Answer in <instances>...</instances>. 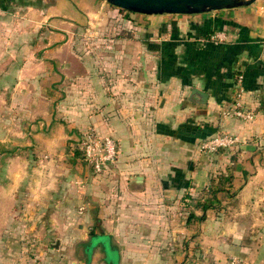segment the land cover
Here are the masks:
<instances>
[{
    "label": "crops",
    "instance_id": "1",
    "mask_svg": "<svg viewBox=\"0 0 264 264\" xmlns=\"http://www.w3.org/2000/svg\"><path fill=\"white\" fill-rule=\"evenodd\" d=\"M91 4L0 0V140L21 135L44 156L34 170L21 168L20 159L0 160V175H6L0 181V264H35L22 237L28 221L40 233L44 211L62 220L50 224L63 237L61 247L65 240L91 241L94 230L93 252L101 250L105 264H114L107 251L116 252L115 264H174L173 255L177 264H264V0L170 22V32L163 28L167 39L144 42L153 55L150 66L118 69L111 85L96 83L92 69L78 66L76 5L107 10L102 0ZM215 29L227 40L205 43L204 34ZM237 70L245 77L241 109L251 119L230 113ZM126 75L148 77V83L128 84L121 79ZM194 87L209 94L205 106L190 101ZM87 130L113 138L118 160L101 173L106 178L89 179L82 202L64 180V165ZM223 134L240 143L214 154L199 150ZM27 171L41 173L42 181H23ZM229 175L233 182L225 186L220 179ZM136 176L143 181H133ZM222 186L215 198L208 193ZM34 187L40 191L22 194L26 208L17 213V192ZM53 192L54 204L44 210ZM205 203L210 206L203 210ZM190 214L196 219L189 221Z\"/></svg>",
    "mask_w": 264,
    "mask_h": 264
},
{
    "label": "rangeland",
    "instance_id": "2",
    "mask_svg": "<svg viewBox=\"0 0 264 264\" xmlns=\"http://www.w3.org/2000/svg\"><path fill=\"white\" fill-rule=\"evenodd\" d=\"M78 1L80 2L81 0ZM86 1H88V4L92 5L91 0ZM106 8L107 10H104L100 14L97 9V11L95 10L94 12H86L76 5L79 15L76 17L77 19H75L77 23L72 35L76 43L74 49L77 55V60L79 61V68H82L83 70L84 68H88L89 70L92 69L94 71V76L90 77V79L96 80V83L107 85L116 83V73L118 69L130 67H139L142 69L150 66V61L152 62L153 55L150 54V51H148L144 42L148 40L160 42L163 39H167L170 35L169 33H164L163 28L165 25H167V31L170 32L172 29L169 24L170 22L176 20L180 22L182 20L198 18V16L185 15L145 16L125 11L110 4H106ZM135 55H139L141 60L136 61L134 58L136 57ZM82 79L84 81V75L79 76L77 82L81 83ZM121 79H125L128 84L132 83V80H137L141 83L146 81V83H148V77L142 75H135V77L126 75L121 76ZM61 86H63V84ZM53 93L55 97L60 96L58 91ZM53 93L51 94L53 95ZM62 94H66V92H63ZM13 136L14 138L12 139V142L9 140L3 142L4 139H2L1 142L0 140V145L4 146L8 151L1 155L0 160L7 165L10 163V160L20 159L21 168L26 170L30 167L33 168V170L37 168V164L40 163V160L44 159L41 151L29 149L33 148V146H26V143L29 141L21 138L23 136ZM81 137L82 135H79V140L74 141V144L71 146V152L73 155L67 156L65 160L67 163L64 165V170H66L64 171V180L68 181L71 185H74L77 197L84 202L85 197L89 195V179H103L106 178V176L95 173L92 167L84 160V158H82L79 149ZM70 157H74L73 161L75 163L72 164ZM45 159H47V157ZM20 175L22 176L21 179L23 181H33L34 183L42 181V175L39 172L36 174V172L27 171ZM4 179H6V175H0V181ZM112 181L114 182L115 180L112 178ZM72 190L73 187L71 188V191ZM33 191L38 193L40 190L37 187H34L33 189L24 188L23 191L19 190L17 192L16 196L18 202L14 208L17 213H19L20 210L25 211L26 208V205L22 203V194H24V197H34ZM54 192L45 198L44 210H51L55 199ZM61 195H63V193ZM56 222L62 224V220L58 219L53 221L51 215L47 211H44L43 217L39 221V229L41 228L39 231L40 233L31 231L32 229L30 230L33 221H28L27 225L24 227L26 232L23 234L22 243L27 248L28 256L33 263L105 264V254L99 249H96V251L93 252L91 260L88 262L83 243L72 245L68 240L66 241L64 239V244L61 247L60 238L63 237L59 234H54L51 231L53 227H51L50 224H55ZM196 255L200 263L205 262L206 254L204 255L202 250L199 249V251L196 252ZM108 257L110 260L114 261V264L117 263L118 258L115 251L109 252ZM173 258L174 264H177L178 261L175 259L176 256L173 255ZM93 261H95V263Z\"/></svg>",
    "mask_w": 264,
    "mask_h": 264
},
{
    "label": "water",
    "instance_id": "3",
    "mask_svg": "<svg viewBox=\"0 0 264 264\" xmlns=\"http://www.w3.org/2000/svg\"><path fill=\"white\" fill-rule=\"evenodd\" d=\"M114 7L125 11L145 15H185L197 16L224 10L248 7L257 0H102ZM209 94L196 87L192 88L190 101L205 106ZM136 183H141L143 177L132 178Z\"/></svg>",
    "mask_w": 264,
    "mask_h": 264
},
{
    "label": "built area",
    "instance_id": "4",
    "mask_svg": "<svg viewBox=\"0 0 264 264\" xmlns=\"http://www.w3.org/2000/svg\"><path fill=\"white\" fill-rule=\"evenodd\" d=\"M226 40V33H218L212 37V41L215 43H224ZM241 81L242 78L240 79L238 91L235 94V107L230 113L239 118L251 119L252 115L241 109L240 102L244 93ZM239 143L240 139L233 135H216L203 141L199 146V150L202 153L214 154L221 149H233ZM81 148L84 153V160L92 167L95 173H101L107 167L114 166L117 163V144L109 136L102 137L94 131H89L82 142ZM230 264H239V261L233 259Z\"/></svg>",
    "mask_w": 264,
    "mask_h": 264
},
{
    "label": "trees",
    "instance_id": "5",
    "mask_svg": "<svg viewBox=\"0 0 264 264\" xmlns=\"http://www.w3.org/2000/svg\"><path fill=\"white\" fill-rule=\"evenodd\" d=\"M224 26V25H223ZM219 31H221V30H218V29H215L214 31H208L207 33H205L204 34V36H203V38H205V43H207V44H215V42H213L212 41V37L214 36V35H216V33L217 32H219ZM176 36V35H175ZM243 79V78H245L244 76H243V74H242V72L240 71V70H237L235 73H234V79H233V92H235V94L237 93V91H238V87H239V84H240V79ZM244 82V81H243ZM241 86L243 87V89L245 88L244 87V84L242 85V81H241ZM89 131H91V130H87L86 132H84V134H83V137H82V140L80 141V143H79V149H80V151H81V156H82V158H84V153H83V150H82V148H81V145H82V142H83V140H84V138H85V136L88 134V132ZM0 146H2V145H0ZM8 151L6 150V148L4 147V146H2V147H0V157H1V155L2 154H4V153H7ZM75 156H76V154H75ZM79 156V155H78ZM113 166H111V167H107L106 169H104L101 173H103V172H106V171H109L111 168H112ZM101 173H97V174H101ZM220 182H222L225 186L226 185H228V186H231V184H232V182H233V178H232V176L231 175H229V176H224V177H222L221 179H220ZM222 184V185H223ZM225 187H219L217 190H215V188H210L209 190H208V193L209 194H212L213 195V197L215 198L216 196H217V193L218 192H220V191H222L223 189H224ZM209 206H210V204L208 203H205V204H203L202 205V209L203 210H206L207 208H209ZM204 218V217H203ZM188 219H189V221H191L192 219H196L195 217H194V215L193 214H190L189 215V217H188ZM90 237H91V241H89V242H86V243H84L83 245H84V250H85V254H86V259L88 260V262L90 261V259H91V257H92V254H93V240H97L98 238H99V236L95 233V231L94 230H91V232H90ZM103 250H105V248L103 247ZM105 252V251H104ZM108 251H107V255H108ZM109 258V257H108ZM113 264V263H112Z\"/></svg>",
    "mask_w": 264,
    "mask_h": 264
}]
</instances>
